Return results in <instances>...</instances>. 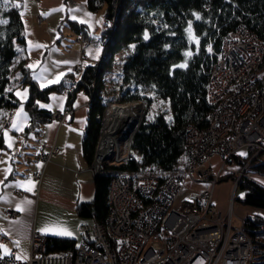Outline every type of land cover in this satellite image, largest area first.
Segmentation results:
<instances>
[{"label": "trees", "instance_id": "1", "mask_svg": "<svg viewBox=\"0 0 264 264\" xmlns=\"http://www.w3.org/2000/svg\"><path fill=\"white\" fill-rule=\"evenodd\" d=\"M17 1L0 0V149L5 146L3 129L9 122L8 110L20 104L14 93L16 74L29 93L23 103L28 114L25 132L38 134L48 121L52 111L40 106L39 101H47L51 91L65 92L68 109H72L77 93L83 91L88 96L82 151L89 164L106 103L148 101L131 142V159L120 164L107 162L102 172L93 175L94 197L77 204L78 216L92 221L106 218L113 174L156 168L166 176L181 170L187 126L204 128L208 124L212 104L207 100V86L223 37L244 25L264 41V0H86L89 11L104 7L105 21H113V26H105L101 33L99 62L87 63L78 75L72 71L59 82L40 87L22 56L26 38ZM123 52L119 81L108 90L107 74ZM249 156L235 158L243 163ZM247 168L264 175V154L254 155ZM237 188L243 190L237 197L240 202L264 209V185L240 176ZM242 226L253 243L254 264H264V216L246 213ZM46 238L47 253H62L77 243L66 236Z\"/></svg>", "mask_w": 264, "mask_h": 264}, {"label": "built area", "instance_id": "2", "mask_svg": "<svg viewBox=\"0 0 264 264\" xmlns=\"http://www.w3.org/2000/svg\"><path fill=\"white\" fill-rule=\"evenodd\" d=\"M107 25L112 27L113 21ZM206 95L212 104L208 124L187 126L181 170L166 176L156 168L113 174L105 220L83 223L72 249L47 253L46 236L33 232L27 258L12 248L0 254V264H254L253 243L242 219L233 225L231 203L225 216L212 201V187L230 161L250 155L239 165L236 185L251 158L264 151V41L246 26L223 37ZM147 108L145 98L106 103L89 165L92 175L107 162L131 159V142ZM70 114L71 109L53 111L47 119L66 121ZM58 151L55 145L39 144L35 157L41 167L32 173L37 182ZM186 179L207 187L179 196ZM5 214L12 217L16 211L8 208Z\"/></svg>", "mask_w": 264, "mask_h": 264}, {"label": "crops", "instance_id": "3", "mask_svg": "<svg viewBox=\"0 0 264 264\" xmlns=\"http://www.w3.org/2000/svg\"><path fill=\"white\" fill-rule=\"evenodd\" d=\"M61 10L50 32L38 24L47 16L38 14L35 19L38 23L34 22L30 31L21 15L26 38L22 56L26 57L31 78L40 87L59 82L76 67L78 75L102 52L100 38L105 18L100 19L99 13L89 11L86 0H62ZM63 22L70 25V34L76 43L65 40ZM72 22L82 26L76 28ZM19 80L16 74L14 93L20 104L11 110L8 125L3 129L5 146L0 149V237L6 238L0 241V254L14 248L18 256L27 258L33 232L66 236L76 242L81 238L82 224L93 221L78 216L76 207L94 197L95 187L90 164L82 151L88 96L82 91L77 93L66 121L48 120L38 134L25 132L28 114L23 103L29 93ZM65 99L64 91H51L46 104L40 101L39 104L52 112L65 113L68 109ZM39 144L55 145L59 151L52 155L37 182L32 173L41 167L35 157ZM8 208L16 214L7 216L5 209ZM255 212L264 214L261 213L264 209L258 208Z\"/></svg>", "mask_w": 264, "mask_h": 264}, {"label": "rangeland", "instance_id": "4", "mask_svg": "<svg viewBox=\"0 0 264 264\" xmlns=\"http://www.w3.org/2000/svg\"><path fill=\"white\" fill-rule=\"evenodd\" d=\"M17 3L19 4V6L21 5L20 7L21 15L24 17L23 19L27 29H30V31L33 26V23L34 22L38 23L35 20L38 14H40L43 17L47 16L45 19H43L42 22L38 24L44 27L46 29L45 31L47 32H50V30L52 31L55 26L54 18L58 15V13L62 12V10L60 11L62 0H18ZM96 13L100 14L99 15L100 19L101 17L103 18L104 7L96 11ZM105 26L108 27L107 21L104 22V28ZM61 28L64 31L66 30L64 33H65V38L67 39L65 40L68 42L73 41L74 43H76L74 38L72 39V34H70V25L67 22H63ZM123 56H124V52L122 54L121 53L119 54L113 66L112 71L107 74L106 78L107 81L109 82L107 86L108 90H110L111 87L117 84L119 81L118 73ZM74 71L76 72L77 70ZM18 86H20V84ZM47 101H40V104H46ZM163 108L169 111L167 103H163ZM11 110L12 109H9L8 112L10 113ZM258 153L264 154V151ZM258 153H256L255 155H257ZM182 160L183 159H181L180 164L183 162ZM215 162H217V159H215ZM240 164L242 163L240 161H236V158L233 159L232 162L230 161V163L227 165L226 170L220 177L219 181L215 183L212 187V201H213V206L216 210L222 212L223 215L228 216V208H229V204L231 203L232 205L231 220L233 225L240 224L244 214L253 213V212L256 213L255 211L256 209H258L254 206L243 204L237 199V197H241L243 195V190L239 188H237L236 190V187L235 190H233L236 177L239 172ZM241 176L254 178L255 180H257L258 183L264 185V175H259L255 172H251L248 168ZM205 187H207L205 182H193L189 179H186L183 182L182 187L179 191V196H183L187 192L189 193L190 190L199 191L204 189ZM191 193L195 194V192H191ZM260 215L264 216V214H260ZM29 251H30V247H29Z\"/></svg>", "mask_w": 264, "mask_h": 264}, {"label": "bare ground", "instance_id": "5", "mask_svg": "<svg viewBox=\"0 0 264 264\" xmlns=\"http://www.w3.org/2000/svg\"><path fill=\"white\" fill-rule=\"evenodd\" d=\"M104 145V143L102 144V146ZM101 149H102V147H101Z\"/></svg>", "mask_w": 264, "mask_h": 264}, {"label": "snow or ice", "instance_id": "6", "mask_svg": "<svg viewBox=\"0 0 264 264\" xmlns=\"http://www.w3.org/2000/svg\"><path fill=\"white\" fill-rule=\"evenodd\" d=\"M4 22H6V21H4Z\"/></svg>", "mask_w": 264, "mask_h": 264}, {"label": "water", "instance_id": "7", "mask_svg": "<svg viewBox=\"0 0 264 264\" xmlns=\"http://www.w3.org/2000/svg\"><path fill=\"white\" fill-rule=\"evenodd\" d=\"M236 186V185H235Z\"/></svg>", "mask_w": 264, "mask_h": 264}]
</instances>
